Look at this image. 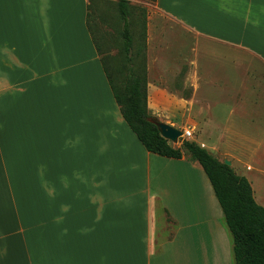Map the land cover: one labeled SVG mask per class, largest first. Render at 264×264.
<instances>
[{
  "label": "crops",
  "instance_id": "obj_1",
  "mask_svg": "<svg viewBox=\"0 0 264 264\" xmlns=\"http://www.w3.org/2000/svg\"><path fill=\"white\" fill-rule=\"evenodd\" d=\"M89 4L0 0V264H234L199 163L148 152L124 121L89 30ZM153 8L225 46L220 74L227 49L264 68V0H154ZM222 76L220 94L204 97L218 101L211 114L195 110V89L187 104L189 124L198 125L195 113L204 117V134L219 113L214 134L225 138L244 129L249 106L225 96ZM147 97L149 106L154 93ZM209 139L202 146L212 154ZM254 144L247 158L222 147L221 156L258 181L264 162Z\"/></svg>",
  "mask_w": 264,
  "mask_h": 264
},
{
  "label": "rangeland",
  "instance_id": "obj_2",
  "mask_svg": "<svg viewBox=\"0 0 264 264\" xmlns=\"http://www.w3.org/2000/svg\"><path fill=\"white\" fill-rule=\"evenodd\" d=\"M92 1L94 9L92 5L89 8L88 24L95 42L100 47L101 57L112 66L111 69L109 67V70H114L111 74L120 83H124L128 67L132 65L133 72L145 78L146 95L148 91L154 93L153 99L149 100V106L147 97L149 115L181 131L190 130L192 132L191 137L187 139L180 137L177 143H171L174 147H181L184 140L195 142L203 147V141L209 142V138H211L214 141L212 155L222 162L227 159V157L221 156L222 149L230 155L240 154L247 158L249 157L247 155L251 153L252 142H254L262 146L260 157L264 162V68H259L254 61L246 58L245 54H236L234 50L227 49V63L221 74H224L222 77L227 79L228 86L223 90L225 96L228 94L231 99L237 96L244 97L245 103L249 106L240 123V125L243 124L244 129L238 133L235 130L228 131L225 138L221 137L220 133L214 134L222 124V117L218 113L215 118H208L209 122L214 120L212 128L215 131L204 134L198 127L204 120V117L197 116L199 113H195L193 116L196 123L199 122L198 125L189 124L192 113H189L191 111L190 103L187 104V101L191 100L195 89L196 97L202 98L194 103L196 111L202 110L203 114L207 116L208 113H212L210 107L218 105V101H206L204 97L220 94L219 51L226 49L225 46L218 42H210L196 33H191L170 17L156 12L153 8V0H126L129 4L128 19L133 38L130 55L132 63L130 65L125 60L123 43L119 35L121 21L116 5L117 0ZM211 47L216 50V55L212 52H205L206 48ZM212 80L216 81V85H211ZM114 86L115 90L119 92L118 82ZM161 89H166L170 93L169 98L160 95L159 90ZM253 94L258 96L254 102L250 98ZM158 101L163 104L164 112H158L155 109ZM231 120H234L233 127H235V119L231 118ZM251 125H255V131L248 130ZM185 155L187 156V154ZM243 167L246 169V163ZM232 168L233 170L236 168L240 174L236 166H232ZM245 173L249 179L248 182L252 183L254 187L255 201L264 207V197H262L264 178L258 177L259 180L254 181L253 176L257 175L255 172L245 171ZM169 236L170 234L167 235V238Z\"/></svg>",
  "mask_w": 264,
  "mask_h": 264
},
{
  "label": "trees",
  "instance_id": "obj_3",
  "mask_svg": "<svg viewBox=\"0 0 264 264\" xmlns=\"http://www.w3.org/2000/svg\"><path fill=\"white\" fill-rule=\"evenodd\" d=\"M89 3L90 8L94 2L89 0ZM116 5L121 21L119 35L123 43L125 60L131 65L133 38L128 19L129 4L126 0H117ZM89 30L91 32L90 26ZM93 42L127 126L148 152L173 159H181L187 154L191 160L199 163L211 185L231 236L234 264H264V207L255 201L248 179L236 174L231 166L225 165L195 142L184 140L181 147H174L164 139L157 127L149 121L154 117L149 115L147 109L145 78L134 73L131 65L128 67L126 81L120 83L111 74L114 70H109L112 66L101 57L100 47L94 37ZM116 82L120 87L119 92L115 90Z\"/></svg>",
  "mask_w": 264,
  "mask_h": 264
},
{
  "label": "water",
  "instance_id": "obj_4",
  "mask_svg": "<svg viewBox=\"0 0 264 264\" xmlns=\"http://www.w3.org/2000/svg\"><path fill=\"white\" fill-rule=\"evenodd\" d=\"M149 121L152 122L155 127H157L160 135L170 143H177L178 139L182 136L181 130L174 128L164 122L158 121L156 118H150ZM222 162L227 166L231 165V161H228L227 159H224Z\"/></svg>",
  "mask_w": 264,
  "mask_h": 264
},
{
  "label": "built area",
  "instance_id": "obj_5",
  "mask_svg": "<svg viewBox=\"0 0 264 264\" xmlns=\"http://www.w3.org/2000/svg\"><path fill=\"white\" fill-rule=\"evenodd\" d=\"M192 136V132L190 130H184L182 131V136L184 139H187Z\"/></svg>",
  "mask_w": 264,
  "mask_h": 264
}]
</instances>
